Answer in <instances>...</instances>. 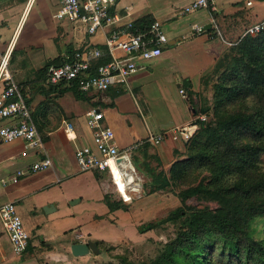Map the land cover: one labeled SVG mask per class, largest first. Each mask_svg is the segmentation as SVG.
Instances as JSON below:
<instances>
[{
  "label": "crops",
  "instance_id": "0c3cea01",
  "mask_svg": "<svg viewBox=\"0 0 264 264\" xmlns=\"http://www.w3.org/2000/svg\"><path fill=\"white\" fill-rule=\"evenodd\" d=\"M26 1L0 0V57L9 51L11 75L52 166L33 173L32 165L45 155L27 149L21 140L0 143V206L14 204L29 234L27 250L16 255L0 220V264L87 261L95 255L75 258L70 247L89 241L116 245L128 239L127 230H135L136 224L132 208L110 212L106 206L104 196L116 200L108 173L79 172L75 147L93 146L85 113L103 112L102 123L113 130L120 151L149 133L187 126L198 115L195 94L203 88L204 77L245 30L264 17V0H210L207 9L190 14L182 9L194 0H117L114 13L119 25L158 20L170 34L168 45L159 58L131 76L127 86L83 94V99L75 98L66 85H49L46 67L63 63L85 45L105 50L109 28L89 36L83 24L55 19L57 0ZM195 27L203 32L196 34ZM67 124L72 126L68 135ZM184 152L183 143L167 139L160 146H140L130 160L137 174L151 180L152 174H165L173 162L184 158ZM20 172L26 174L12 183ZM113 173L115 178L119 174L114 169Z\"/></svg>",
  "mask_w": 264,
  "mask_h": 264
},
{
  "label": "trees",
  "instance_id": "16d2710c",
  "mask_svg": "<svg viewBox=\"0 0 264 264\" xmlns=\"http://www.w3.org/2000/svg\"><path fill=\"white\" fill-rule=\"evenodd\" d=\"M148 23L138 21L135 28L143 30ZM254 37L239 40L240 64L235 63L227 73L229 94L216 88L214 114L184 143L185 157L168 169L175 186L179 178L204 172L196 185L180 190L178 197L182 202L195 199L215 207L182 205L163 221L138 226L139 234L162 224L176 227L175 238L159 244L156 255L147 261L136 263L120 255L114 257L115 261L99 264H264V235L256 239V232L250 231L255 220L264 221V66L255 58L264 49V31ZM225 60L226 56L217 60L211 73H219ZM105 62L107 58L100 61ZM50 65L60 64L51 62L46 70ZM66 88L75 98L83 99L76 83ZM237 98H251L255 109L223 112ZM104 202L110 212L127 210L109 195L104 196ZM95 244L97 248L100 245ZM94 255H100L99 249Z\"/></svg>",
  "mask_w": 264,
  "mask_h": 264
},
{
  "label": "built area",
  "instance_id": "2783aa9c",
  "mask_svg": "<svg viewBox=\"0 0 264 264\" xmlns=\"http://www.w3.org/2000/svg\"><path fill=\"white\" fill-rule=\"evenodd\" d=\"M34 1L27 0L26 3L31 4ZM57 3L58 10L54 16L56 20L79 22L84 25L89 36L106 28L109 30L103 43L105 50L98 46L85 45L74 51L70 58L60 65L48 66L46 82L49 85L59 87L76 83L83 94H102L116 86H127L130 77L143 70L145 63L159 58L168 45L163 24L158 20L149 22L143 30H136L133 23L119 25L120 20L114 13L117 0H57ZM250 4L251 2L247 3ZM209 6L210 0H194L182 9V13L190 14ZM214 30H217L216 25ZM194 31L196 34L203 32L199 27H195ZM263 31L264 17L247 28L241 39L256 36ZM8 52L0 57V143L8 144L21 140L27 149L45 155L32 165L31 172L36 173L50 168L52 162L36 131L29 106L11 75ZM104 58H107V62L100 63ZM84 117L86 126L92 132L93 146L75 147L74 157L79 172H106L114 185L116 180L113 169L123 175L129 165L136 177L137 172L132 167L130 155L137 148L144 144L160 146L167 139L176 143H187L200 124L207 121L205 115L198 114L187 126L166 127L157 134L149 133L144 140L120 151L113 130L102 123L104 116L100 109H92L86 112ZM65 131L68 135L72 126L67 124ZM118 159H123L120 165L117 164ZM24 174L26 172H20L12 177V183H17ZM127 191L130 193L129 188ZM117 193L127 202L122 194L118 191ZM0 220L7 232L13 253L23 254L28 247L29 234L14 204L0 206ZM76 238L82 236L76 235Z\"/></svg>",
  "mask_w": 264,
  "mask_h": 264
},
{
  "label": "rangeland",
  "instance_id": "374dc122",
  "mask_svg": "<svg viewBox=\"0 0 264 264\" xmlns=\"http://www.w3.org/2000/svg\"><path fill=\"white\" fill-rule=\"evenodd\" d=\"M165 33L170 37V34L167 33V31ZM253 38L256 37L253 36ZM238 45L239 43L237 42L229 47L228 51L223 55L226 56V60L224 61V68H222L219 73H210L205 76L203 80V88L200 89L198 96L195 94V97L198 101L197 103L200 105L198 114L200 113L202 115H205L207 121L214 114L213 107L215 93L217 90L216 88L219 87L222 94H229L228 90L230 89L229 86L231 84L228 82L230 80V77L227 75V73L235 63L238 66L240 64L238 60L241 57V53L239 52L240 50H238ZM255 58L260 62V65L264 66V49L262 52H258ZM244 69L245 68H241L242 71H244ZM239 80L240 79H235L234 82H238ZM224 98L227 99V95H225ZM254 104L255 102L252 101L251 98H239L232 104L226 106L223 109V112H249L255 109ZM262 166H264V163L262 164ZM165 172V174L161 173V175L159 176H155L152 174L151 180L148 177L143 178L139 174H136V178L132 168L128 165L123 175L119 172V174L117 175L118 180L116 179L117 177L115 178L116 186L112 183L111 179L108 178L115 199L117 201H120L124 204L125 207H127L126 211L132 208L135 214L134 222L136 224V228L135 230H132L131 227H128L129 229L126 233L128 239H124L116 245L108 247L107 245L104 246L100 244L98 247L102 252L101 256H91L87 261H77L71 263L99 264L108 261H115L114 257L120 255H125L130 261L136 263L147 261L156 255L159 244H164L175 238L176 227L169 223L162 224L161 227L156 230L149 231L144 234H139L137 231L138 226L147 224L149 222L157 223L163 221L167 218L169 212L182 205L196 206L198 208H202L205 205L209 207H215V204L213 203H200L195 199H190L186 202H182L178 197V193L180 190H185L191 186L196 185L205 176L204 172L179 178L177 180L176 186L172 185L169 172ZM125 173H127V175H125ZM127 188H129L130 193H128ZM117 191L122 194L123 197H125V200H127V202L123 201V199L119 197ZM126 222L128 223V218L127 221H124V223ZM263 229L264 221L261 220H255L250 227L251 232H256L255 235H253L256 239H261L263 237ZM259 232L261 233V235L259 234Z\"/></svg>",
  "mask_w": 264,
  "mask_h": 264
},
{
  "label": "water",
  "instance_id": "95a60500",
  "mask_svg": "<svg viewBox=\"0 0 264 264\" xmlns=\"http://www.w3.org/2000/svg\"><path fill=\"white\" fill-rule=\"evenodd\" d=\"M123 159H118L117 164H121ZM49 207L44 208V211L48 210ZM98 252V248L95 243L93 242H86V243H77L73 244L70 247V253L75 258H82L89 256L90 254H96Z\"/></svg>",
  "mask_w": 264,
  "mask_h": 264
}]
</instances>
